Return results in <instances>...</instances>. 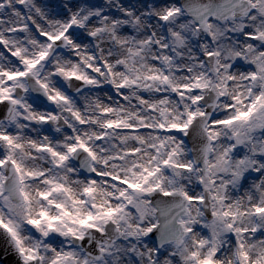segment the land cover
I'll return each instance as SVG.
<instances>
[{
  "label": "clouds",
  "instance_id": "1",
  "mask_svg": "<svg viewBox=\"0 0 264 264\" xmlns=\"http://www.w3.org/2000/svg\"><path fill=\"white\" fill-rule=\"evenodd\" d=\"M0 264H264V0H0Z\"/></svg>",
  "mask_w": 264,
  "mask_h": 264
}]
</instances>
